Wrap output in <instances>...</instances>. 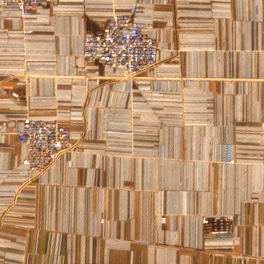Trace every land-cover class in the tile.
Instances as JSON below:
<instances>
[{
    "label": "crops",
    "instance_id": "1",
    "mask_svg": "<svg viewBox=\"0 0 264 264\" xmlns=\"http://www.w3.org/2000/svg\"><path fill=\"white\" fill-rule=\"evenodd\" d=\"M130 1L50 4L26 36L0 12V121L81 115L74 148L14 196L21 225L1 231L22 264H264V0H140L160 73L81 70L83 33ZM163 83L192 96L147 99ZM5 139L0 164L23 152ZM203 212H233V231L209 233Z\"/></svg>",
    "mask_w": 264,
    "mask_h": 264
},
{
    "label": "built area",
    "instance_id": "2",
    "mask_svg": "<svg viewBox=\"0 0 264 264\" xmlns=\"http://www.w3.org/2000/svg\"><path fill=\"white\" fill-rule=\"evenodd\" d=\"M63 0H0V12L13 15L23 23L22 35H31L35 30L32 24L41 21L39 17L47 11L46 6L57 7ZM78 5H82L78 0ZM142 2L131 0L125 9L113 11L101 21L96 31H86L81 38V70L98 76L122 81L137 80L142 75H151L159 63V48L153 35L151 21L140 17ZM10 96L17 97L14 92ZM11 117V116H9ZM14 120L0 121V143L8 145L5 135L11 128L15 145L23 147L14 167L12 181L18 174L33 184V178L47 169L67 151L74 148L80 134L73 132L70 125L79 120L72 110L66 112L64 119L33 115L27 111L14 115ZM233 162V156H227ZM21 176V177H22ZM19 193H26L23 190ZM202 227L211 234H230L234 228L233 212H203L199 215ZM22 257L19 263L22 264Z\"/></svg>",
    "mask_w": 264,
    "mask_h": 264
},
{
    "label": "rangeland",
    "instance_id": "3",
    "mask_svg": "<svg viewBox=\"0 0 264 264\" xmlns=\"http://www.w3.org/2000/svg\"><path fill=\"white\" fill-rule=\"evenodd\" d=\"M160 64L161 63L159 61L156 68L153 69L151 76H154L160 73V70H159ZM149 85H150V82H149ZM181 89L182 90H180V92H177L174 89L167 87L166 84L162 87L160 86V89L158 90H153L150 87V89L146 91L147 92L146 97L147 99H150V98L152 99H190L192 96V93H190L189 90H187V87L184 85ZM199 98L203 99L204 95L200 94ZM72 111H74V109ZM75 112L79 115V118H81V115L79 114V112L77 110H75ZM7 148L9 147H7L6 144L0 143V156H2L3 152L7 153L5 151ZM13 149H14V155H16L17 146L15 145ZM13 158L14 159L12 163H9L8 161L9 159L8 160L6 159L4 164H0V227L5 224L21 225L22 222L17 221L16 219H13V218H17L18 216H21V209L23 208L22 204L19 205L16 203L17 200H16V197L14 196L16 195V193L22 190L26 192V193H20L22 195H32L31 192H34L33 191L34 188L32 187L33 184L30 185L27 180L22 181L24 180V176H22L21 174H18V177L13 179V181L11 180L12 175H14V172H12V168L14 167L16 160H17L15 156ZM1 228H0V255L1 254L3 255L12 254V252H17L16 254H18L17 259L19 263V258L20 256H22V253H23L22 246L17 245L20 241L15 235H12V233H5L1 231ZM0 264H12V263L10 262V260L4 259L2 262H0Z\"/></svg>",
    "mask_w": 264,
    "mask_h": 264
}]
</instances>
